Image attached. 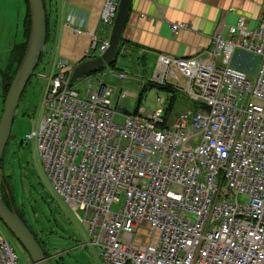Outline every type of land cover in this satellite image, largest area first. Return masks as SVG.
<instances>
[{
    "label": "built area",
    "instance_id": "1",
    "mask_svg": "<svg viewBox=\"0 0 264 264\" xmlns=\"http://www.w3.org/2000/svg\"><path fill=\"white\" fill-rule=\"evenodd\" d=\"M118 2L103 0L102 23L112 24ZM244 23L240 15L226 35L214 33L202 54H156L147 80L181 86L201 104L169 118L161 105L146 119L119 109L100 71L81 77L82 94L71 63L51 69L28 136L102 264H264V18ZM96 41L100 53L107 39ZM239 52L258 58L251 77L233 62ZM0 264H22L1 226Z\"/></svg>",
    "mask_w": 264,
    "mask_h": 264
},
{
    "label": "crops",
    "instance_id": "2",
    "mask_svg": "<svg viewBox=\"0 0 264 264\" xmlns=\"http://www.w3.org/2000/svg\"><path fill=\"white\" fill-rule=\"evenodd\" d=\"M46 5L48 36L41 61L45 60L50 70L60 59L71 63L73 70L79 61L98 54L97 49H91V39L94 36L98 46L108 39L111 28L99 19L103 0H46ZM240 15L245 17L246 27L257 26L264 18V0H131L120 39V45L127 47L126 64L137 74L144 73L146 61H155L158 52L202 54L211 45L212 35H226L228 25ZM172 23L182 25L173 29ZM29 26L28 0H0V113L4 100L2 73L10 71L13 47L27 41ZM130 77L139 83L145 79ZM123 90L135 94L132 89Z\"/></svg>",
    "mask_w": 264,
    "mask_h": 264
},
{
    "label": "rangeland",
    "instance_id": "3",
    "mask_svg": "<svg viewBox=\"0 0 264 264\" xmlns=\"http://www.w3.org/2000/svg\"><path fill=\"white\" fill-rule=\"evenodd\" d=\"M125 54L119 56L113 73L102 74L103 71L108 70V65L99 69L102 80L116 86L111 98L113 104H116L119 109L133 112L136 107L137 114L142 119H146L149 112L151 113L161 105L163 107L162 114L167 118L171 110L174 112L199 103L190 99L181 86L166 88L149 81L144 84L141 81V86L138 80L132 79L130 76L138 75L145 80L148 79V73L153 68L154 61L148 59L144 65V73H137L140 71L138 69L137 74H134L132 68L126 64ZM235 57L246 63V72L250 77L254 75L257 57L246 52H239ZM41 59L35 66L34 72L19 98L11 132L3 152L1 164L5 167L2 168V171L8 178L7 184L13 195V206L25 219L44 250L50 254L51 264H102L99 248L90 243L87 227L79 220L74 210L64 202L63 198L52 189L38 156L35 140L28 136L42 118L41 102L51 72L46 61H41ZM134 61L136 63V57H134ZM253 66L254 69L251 70ZM121 68L128 72V76L124 78L117 76V72ZM72 84L82 94L84 93V81L81 78L72 80ZM125 88L134 90L135 94L125 93L121 97L120 91ZM141 108L143 109L141 110ZM196 142L197 139H194L193 143ZM1 180L0 177V187ZM119 206L120 202H113L111 209L117 210ZM0 226L5 229L6 236L17 253L20 263L30 264L31 259L26 249L1 222V219ZM144 234H148V227L133 234L135 243H138Z\"/></svg>",
    "mask_w": 264,
    "mask_h": 264
},
{
    "label": "water",
    "instance_id": "4",
    "mask_svg": "<svg viewBox=\"0 0 264 264\" xmlns=\"http://www.w3.org/2000/svg\"><path fill=\"white\" fill-rule=\"evenodd\" d=\"M30 12V26L26 46L22 58L11 79L4 95L0 114V177L3 178L1 162L6 142L9 138L13 118L20 95L34 72L40 53L44 48L46 39V15L43 0H28ZM131 0H119L117 10L111 24L107 45L104 50L95 56L79 61L70 75L71 80L99 70L108 65L115 57L122 30L127 18ZM0 219L10 232L21 242L26 249L31 264H51L49 256L44 253L38 240L35 238L27 224L16 212L11 200L7 204L0 193Z\"/></svg>",
    "mask_w": 264,
    "mask_h": 264
},
{
    "label": "trees",
    "instance_id": "5",
    "mask_svg": "<svg viewBox=\"0 0 264 264\" xmlns=\"http://www.w3.org/2000/svg\"><path fill=\"white\" fill-rule=\"evenodd\" d=\"M43 3H44V7H45V15H46V38H47V36H48V19H47V10H48V7H47V5H46V0H43ZM27 17H29V14L27 15ZM27 26H28V23H27ZM45 41H46V39H45ZM121 43V42H120ZM120 43H119V46H118V49H117V51H116V54H115V57H114V59L108 64L109 66H115V64H116V61H117V58L119 57V56H121L123 53H124V48H127L126 47V45H120ZM25 45H26V40L24 41V42H22V43H19V44H17V45H15L14 47H13V50H12V53H11V60H10V62H11V69H10V71H7V72H5V73H2V77H3V93H4V95H5V93H6V91H7V89H8V86H9V84H10V82H11V79H12V77H13V75H14V73H15V71H16V68H17V66H18V64H19V62H20V60H21V58H22V55H23V52H24V49H25ZM44 53H45V51H44V49L41 51V53H40V56H39V59H41L42 57H43V55H44ZM39 59H38V61H39ZM234 64H237L238 66H240L241 68H243L244 70L246 69V63L243 61V60H240V59H234ZM38 63V62H37ZM37 65V64H36ZM35 68V67H34ZM30 78V77H29ZM29 80V79H28ZM28 82V81H27ZM150 82H152V81H150ZM153 83H155V82H153ZM27 84V83H26ZM159 85H161V84H159ZM162 86H165L166 88H175V87H173L171 84H163ZM25 88V87H24ZM24 90V89H23ZM23 92V91H22ZM22 94V93H21ZM141 94V93H140ZM21 96V95H20ZM201 104L200 103H197L196 105H194V106H192V107H194V108H198L199 106H200ZM137 111H138V109L135 107V109H134V113H137ZM172 110L168 113V116H167V118H169L170 116H172L173 115V113L175 112H172ZM170 115V116H169ZM166 118V117H165ZM2 163V162H1ZM3 167H5V166H3L2 164H1V169L3 168ZM3 172V171H2ZM7 175H10V174H8L7 173ZM7 177H6V174H4V172H3V178H2V180H1V187H0V193H1V195H2V197H3V199L5 200V202L8 204L9 203V200H11V202L13 201V195H12V192L10 191V189L8 188V184H7ZM2 189V190H1ZM16 212L18 213V215L23 219V221L27 224V222L25 221V219L21 216V214L16 210ZM28 226V225H27ZM29 227V226H28ZM30 229V228H29ZM33 233V232H32ZM34 234V233H33ZM35 236V235H34ZM36 238V237H35ZM37 239V238H36ZM38 240V239H37ZM39 242V241H38ZM40 243V242H39ZM40 245H41V243H40ZM42 247V246H41ZM43 248V247H42ZM43 250H44V248H43ZM44 253L46 254V255H50L48 252H46L45 250H44ZM49 261H50V259H49ZM50 263H51V261H50Z\"/></svg>",
    "mask_w": 264,
    "mask_h": 264
}]
</instances>
